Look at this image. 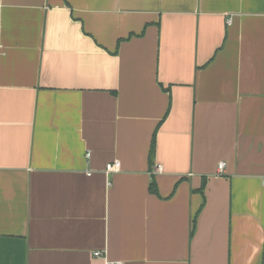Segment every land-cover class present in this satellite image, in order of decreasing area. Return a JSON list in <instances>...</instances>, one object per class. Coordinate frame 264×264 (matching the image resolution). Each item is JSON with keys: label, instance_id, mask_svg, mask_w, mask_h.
Wrapping results in <instances>:
<instances>
[{"label": "crops", "instance_id": "crops-1", "mask_svg": "<svg viewBox=\"0 0 264 264\" xmlns=\"http://www.w3.org/2000/svg\"><path fill=\"white\" fill-rule=\"evenodd\" d=\"M116 262L264 264V0H0V264Z\"/></svg>", "mask_w": 264, "mask_h": 264}, {"label": "built area", "instance_id": "built-area-1", "mask_svg": "<svg viewBox=\"0 0 264 264\" xmlns=\"http://www.w3.org/2000/svg\"><path fill=\"white\" fill-rule=\"evenodd\" d=\"M223 166H224V163H223V162H220V163L218 164L217 169H218L219 172L222 171ZM118 169H119V162H117V161H113L112 163H108V164L105 166V171H106V172H112V171H116V170H118ZM160 170H161V167H160V165H158V164L152 165V167H151V171H152L153 173H155V172H160ZM93 254H94L95 256H100V252H98V251L94 252ZM111 264H120V263H117V262H116V263H111Z\"/></svg>", "mask_w": 264, "mask_h": 264}, {"label": "trees", "instance_id": "trees-1", "mask_svg": "<svg viewBox=\"0 0 264 264\" xmlns=\"http://www.w3.org/2000/svg\"><path fill=\"white\" fill-rule=\"evenodd\" d=\"M152 151H153V142H152ZM151 188H152L153 191L155 190V185L153 183L151 185Z\"/></svg>", "mask_w": 264, "mask_h": 264}]
</instances>
